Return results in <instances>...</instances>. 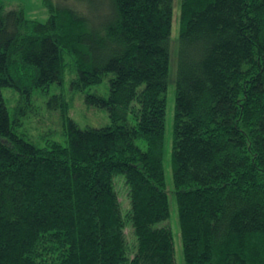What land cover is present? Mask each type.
<instances>
[{
	"label": "trees",
	"instance_id": "1",
	"mask_svg": "<svg viewBox=\"0 0 264 264\" xmlns=\"http://www.w3.org/2000/svg\"><path fill=\"white\" fill-rule=\"evenodd\" d=\"M43 4L0 0V264H176L170 81L183 264H264V0H181L173 74V0ZM69 92L109 123L79 125Z\"/></svg>",
	"mask_w": 264,
	"mask_h": 264
},
{
	"label": "rangeland",
	"instance_id": "2",
	"mask_svg": "<svg viewBox=\"0 0 264 264\" xmlns=\"http://www.w3.org/2000/svg\"><path fill=\"white\" fill-rule=\"evenodd\" d=\"M5 6H21L27 16L37 18L40 21H44L47 16L48 12L46 7L43 4V0H2ZM181 0H173V11H172V25H171V67L170 71H175V51H176V40L178 37V13H179V4ZM107 82V79H103L102 83L97 86V90H103L105 86L104 83ZM68 89V86H66ZM103 93L105 91H102ZM10 96V92L8 88L3 89V94L6 96ZM13 96V97H12ZM10 98V103H14V99L17 97L16 94H13ZM7 97V96H6ZM68 99H71L69 113L71 117L81 126L91 125V126H101L104 124L109 123L110 119L107 112L102 109L98 108L93 105H88L84 101V93L74 94V93H67ZM174 85L172 81L168 83L167 91H166V106H165V128H164V145H163V166H164V175H165V183H166V190L169 194V217L167 219L169 226L172 231L173 236V246H174V255L176 264H183V256H182V246L180 240V233H179V225L176 215V206L173 197V187H172V163H171V151H172V140H173V111H174ZM37 102L41 99V97H36ZM41 114L44 113L42 110H45L44 107L41 106L40 108ZM44 119L48 116L45 113ZM55 113L52 112L49 118L41 120L45 129L51 128L53 131L58 130V122L57 118L54 116ZM24 121V119H23ZM27 122V121H26ZM35 121L31 122V131L36 133L42 130V125L34 126ZM58 137V134L53 135ZM116 188L118 190L119 199L123 207L127 206V197H126V190L122 180L119 178L116 180Z\"/></svg>",
	"mask_w": 264,
	"mask_h": 264
}]
</instances>
